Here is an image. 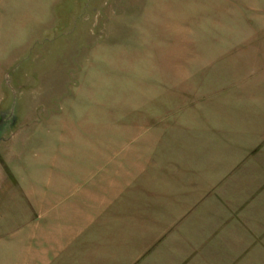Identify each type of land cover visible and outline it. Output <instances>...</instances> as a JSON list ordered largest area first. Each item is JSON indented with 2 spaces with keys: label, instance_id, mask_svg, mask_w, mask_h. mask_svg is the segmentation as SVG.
Instances as JSON below:
<instances>
[{
  "label": "rangeland",
  "instance_id": "1",
  "mask_svg": "<svg viewBox=\"0 0 264 264\" xmlns=\"http://www.w3.org/2000/svg\"><path fill=\"white\" fill-rule=\"evenodd\" d=\"M224 145L264 165V0H0V217L55 161L95 197L99 158Z\"/></svg>",
  "mask_w": 264,
  "mask_h": 264
},
{
  "label": "crops",
  "instance_id": "2",
  "mask_svg": "<svg viewBox=\"0 0 264 264\" xmlns=\"http://www.w3.org/2000/svg\"><path fill=\"white\" fill-rule=\"evenodd\" d=\"M224 147V156L99 158L106 187L95 197L79 191L81 171L55 161L63 165L48 171L46 186L25 190L32 205L22 190L5 202L0 264H246L258 252L248 244H264V165L247 159L252 148L237 162ZM111 163L120 167L103 173Z\"/></svg>",
  "mask_w": 264,
  "mask_h": 264
}]
</instances>
